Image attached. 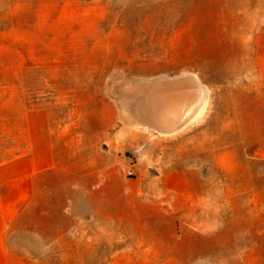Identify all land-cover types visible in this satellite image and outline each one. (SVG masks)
<instances>
[{
    "label": "rangeland",
    "instance_id": "rangeland-1",
    "mask_svg": "<svg viewBox=\"0 0 264 264\" xmlns=\"http://www.w3.org/2000/svg\"><path fill=\"white\" fill-rule=\"evenodd\" d=\"M262 134L264 0H0V153L58 168L21 264H264Z\"/></svg>",
    "mask_w": 264,
    "mask_h": 264
},
{
    "label": "crops",
    "instance_id": "crops-1",
    "mask_svg": "<svg viewBox=\"0 0 264 264\" xmlns=\"http://www.w3.org/2000/svg\"><path fill=\"white\" fill-rule=\"evenodd\" d=\"M34 143L38 145L33 146L29 140L26 149L18 156L11 150L0 153V264H21L20 258L10 248V230L30 205L38 177L54 171L58 175L52 144L46 139ZM252 153L253 158L264 162L263 134ZM216 156V164L222 166L225 158L220 154ZM186 175L182 172L169 174L167 185L173 194L181 195L186 191Z\"/></svg>",
    "mask_w": 264,
    "mask_h": 264
},
{
    "label": "bare ground",
    "instance_id": "bare-ground-1",
    "mask_svg": "<svg viewBox=\"0 0 264 264\" xmlns=\"http://www.w3.org/2000/svg\"><path fill=\"white\" fill-rule=\"evenodd\" d=\"M205 104H206V103H203V105L198 109L197 115L194 116L195 118H196V117H199V116H202L203 111H204V109H205Z\"/></svg>",
    "mask_w": 264,
    "mask_h": 264
},
{
    "label": "built area",
    "instance_id": "built-area-1",
    "mask_svg": "<svg viewBox=\"0 0 264 264\" xmlns=\"http://www.w3.org/2000/svg\"><path fill=\"white\" fill-rule=\"evenodd\" d=\"M121 172L124 173V174L127 175V176H132V174H133L132 172L127 171V170L124 169V168L121 169Z\"/></svg>",
    "mask_w": 264,
    "mask_h": 264
}]
</instances>
